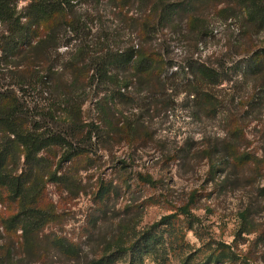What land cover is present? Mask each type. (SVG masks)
I'll use <instances>...</instances> for the list:
<instances>
[{"label": "rangeland", "instance_id": "1", "mask_svg": "<svg viewBox=\"0 0 264 264\" xmlns=\"http://www.w3.org/2000/svg\"><path fill=\"white\" fill-rule=\"evenodd\" d=\"M11 1L17 12H26L29 0ZM160 1L179 0L75 2L69 12L75 27L61 30L58 48L49 44L44 64L51 74L43 72L42 81L34 58L24 70L13 54L0 50V94L16 97L29 122L41 121L44 131L66 138L78 151L64 162L68 148L53 145L27 163L17 149L15 173H27L37 187L23 203L0 189L1 214L11 218L34 206L49 217L38 255L19 256L18 243L27 242L18 231L0 239V257H8L2 264H89L120 237L129 246L135 231L177 215L191 199L195 231L188 232L181 256L170 248L166 264H180L186 252L191 264H205L219 245H228L236 258L216 256L210 264H264V80L248 75L245 63L251 57L264 61V24L248 18L245 0H197L195 25L182 14L174 24L142 35V24L152 21ZM6 30L0 23V47ZM132 42L160 53L164 81L154 94L137 82L128 88L129 97L102 100L114 85L90 79V60ZM193 63L217 69L220 82L202 83L186 68ZM206 94L218 108L208 107ZM231 154L241 159V169L232 166ZM174 221L176 228L186 225L183 216ZM56 238L76 247L79 258L60 255L52 247ZM5 246L12 253L4 254Z\"/></svg>", "mask_w": 264, "mask_h": 264}, {"label": "trees", "instance_id": "2", "mask_svg": "<svg viewBox=\"0 0 264 264\" xmlns=\"http://www.w3.org/2000/svg\"><path fill=\"white\" fill-rule=\"evenodd\" d=\"M80 1L29 0L26 12L19 13L11 0H0V23L7 29L5 32L7 35L3 37V46L0 47V50L13 54L18 60L17 66H21L24 70L30 68L31 60L34 58L33 60L39 64V70L36 74L42 81L45 74L43 72L51 74L50 68L44 64L46 63L45 57H48L46 49L51 42L56 43L55 47L58 48L61 30L75 27L76 21L70 19L69 12L74 7L75 2ZM197 2V0H179L173 3L166 1L155 3L151 12L154 15L153 19L150 23L144 22L142 24V35L151 33L150 28L158 29L174 24L175 20L180 18L182 14L188 17V23L194 22L193 25H195L192 8ZM242 5L253 23L264 24V3L260 0H245ZM40 28L43 29V32L41 37H38L37 32ZM151 47L152 45L150 47L136 46L132 42L126 49L116 51L108 49L107 52L101 53L102 55L98 54L93 60H90L94 70L90 79L97 80L99 85H114V89L102 100H113L117 96L129 97L131 91L128 88L137 82L142 87L149 89L152 94L155 93L153 89L159 82L164 81L162 74L166 65L160 53ZM245 63L247 64L248 75L264 80V61L251 57ZM186 68L202 83L216 85L220 82V72L217 69L202 63H193ZM182 70H186L185 67ZM22 85H27L25 78H22ZM123 88L126 89V93H122ZM204 100L212 110L214 101L211 96L206 94ZM213 105L218 108L216 103ZM23 110V106L16 97L6 96L5 98L0 94V189L13 202L20 201L22 203L31 197L37 183L32 182L27 173H15L14 157L18 148L23 149L27 163H34L45 149L53 145H62L68 148L63 156L64 162H70L78 154V151L66 138L51 134L48 129L44 131L40 124L41 121L35 124L29 122L26 115L22 113ZM111 114L110 111L104 113L107 117H110ZM89 134V138H91L92 130L89 131ZM229 158L235 169L243 167L241 159L237 156L231 154ZM212 171L215 174L219 171V167L212 166ZM142 180L154 184L150 179L142 178ZM1 199L2 197H0ZM193 202H195L194 199H191L188 204L181 207L177 215L163 217L150 227L139 232L135 231L129 246H126L127 241L120 237V241L110 246L105 254L89 264H118L119 262L123 264H145L148 259L156 264H166L170 260L171 249L179 250V256H181L182 251L188 248L186 236L188 232L195 231L194 224L198 221L190 207ZM177 216L185 218L186 225L184 227L176 228L175 222L177 221L174 219ZM47 217L49 215L46 212L34 206L23 208L11 218H4L0 209V239L6 236L10 237L12 234L21 231V238H24L27 243H18L16 250L19 256L22 257L31 254V252L38 255L40 251L38 242H42L39 241L38 237L43 232L48 220ZM178 244L179 247L175 249ZM52 247L66 258L78 259L80 256L77 248L62 238H56ZM6 249L4 254L13 251L12 248L6 247ZM1 251L0 246V255ZM215 251L207 257L205 264H210L216 256V261L220 257H228L231 260L236 258V254L228 245H219ZM182 257L180 264H191V257H188V252L184 253ZM6 258L8 257L5 255L0 257V264H2L1 260Z\"/></svg>", "mask_w": 264, "mask_h": 264}]
</instances>
